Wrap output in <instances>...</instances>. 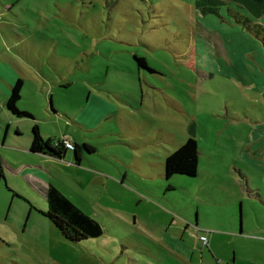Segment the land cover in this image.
<instances>
[{"label": "rangeland", "instance_id": "rangeland-1", "mask_svg": "<svg viewBox=\"0 0 264 264\" xmlns=\"http://www.w3.org/2000/svg\"><path fill=\"white\" fill-rule=\"evenodd\" d=\"M195 2L0 0V76L23 80L18 107L34 115L9 117L0 92V121L26 130L25 120H34L47 136L94 147L79 166L35 158L33 167L45 166L49 181L105 230L99 239H65L44 214L45 192L27 180L37 169L4 165L0 235L11 243L0 239V264H102L111 257L103 245L119 252L134 238L135 218L155 226L182 216L190 219L188 242L199 240L195 221L209 238L199 240L204 252L193 264H264V169L232 165L264 152V95L234 81L239 72L259 80L260 46L226 20L225 5L204 15ZM191 124L198 173L167 178L165 159L190 137ZM241 224L242 234L228 233Z\"/></svg>", "mask_w": 264, "mask_h": 264}, {"label": "crops", "instance_id": "crops-1", "mask_svg": "<svg viewBox=\"0 0 264 264\" xmlns=\"http://www.w3.org/2000/svg\"><path fill=\"white\" fill-rule=\"evenodd\" d=\"M228 7H231L235 12H238L239 16L242 15L243 17H251V14L246 9H244L243 7H240L237 4L228 3ZM206 14H209V13H205L204 15ZM227 15L231 19H233L231 20L230 18H227L226 20H228V22H230L233 25H238L242 27L243 29L242 31H246V33H249V35H252L241 23L235 20V18L232 16L230 12ZM253 20L259 25H261L262 27H264V14L259 18H253ZM213 33H215V31H213ZM252 37L257 39L258 41L257 43L260 46L261 57L263 59V63L260 65L261 67V72L259 73L260 78L259 80L247 81L246 77H244L242 73L239 72L240 74L239 77L238 78L235 77L234 81H241L246 86L255 88L264 95V40H261L260 38H257L254 35H252ZM225 55L227 56L228 54L225 53ZM210 60L211 61L213 60L212 56ZM0 78H2L3 82L6 83L4 85L2 84L0 88V92L2 96V102H1L2 108L7 113H9L10 115L9 117L20 118L12 114L6 106V102L11 94L12 88L17 81L15 82V77L6 78L5 76L2 75L0 76ZM24 109L26 111H29L30 113L32 112L30 109H27V108H24ZM236 117H239V116H236ZM30 118L34 119V115L32 114V117ZM33 121L34 120H25L26 123H24L25 124L24 128L26 130H23L21 128L18 120H6L5 121L6 126H4L5 124L2 123L3 122L2 120L0 121V127H4V128L6 127L5 128L6 132L4 136L0 135V168L2 172H4L3 171L4 165L6 166V168L12 170V172H15V170L18 168H24L23 170H26V169L36 170L37 169L38 175H31V174L27 175L26 174L27 180L28 182L31 183V185L34 188L39 189L41 191L43 190L46 194L47 187L51 185L52 183L48 179V174H47L48 170L46 169L45 166L41 167L43 171L41 170V168L33 167V166H36V165H33L35 158H41L44 160L57 158V159L64 160L70 165H75V166H79L82 159L80 162L77 163L75 152L74 150H70V149H66L65 154L62 158L40 153V152L31 151V144L33 140L32 130L35 125L39 127L40 132L44 138L59 139V138H54V137L45 135L43 133V129L41 128V126L34 123ZM254 121L256 123H260L258 120H254ZM79 125H82V124H79ZM187 129L190 133V136L195 137L197 128L193 124H191L190 126H188ZM73 142L78 143L76 141H73ZM8 150L18 153L16 155H24L25 159L28 160V163L21 162V165H20V164H17V162H13V163L10 162L6 158L5 153H4L5 151H8ZM68 151L70 153H68ZM83 156H84V153L82 154V158ZM241 158H242L241 160L242 162H240L241 164H238V163L232 164L235 168H240L238 170H241V172L244 170H247L251 166H256L257 168L260 167L264 169V152L260 153L258 152V150H252L251 158L248 154L244 155ZM10 188H13V187H11L10 185ZM46 198H47V194H46ZM141 199H144V198L141 197ZM148 200L151 201V199H148ZM150 203L153 204V202H150ZM164 211L167 216L170 215L168 210H164ZM182 218H183L182 220L177 222V221H174L175 219L174 217H172L171 220L173 221L168 222L164 225L159 223L155 226H151L149 224H141L139 223V220L135 218L134 223L132 224L133 232H131L134 238L129 239L128 242L121 244L122 251L120 250L119 252L111 251V247H109L108 245H103V248L108 252L109 255H111V257H108L110 258L108 260L102 259L103 262L101 263L102 264H125L123 261H121L122 255L128 254L132 256L131 262L133 264H193L194 255L200 249L199 247V240H201L200 236H203V235H198V233L204 229L197 228L198 221H195L194 227H196V229L194 232H196V236H199V240L197 237V239H195L194 244L190 243L185 239V236H184L185 228H183L184 222L186 223V226L188 228V226L190 225L189 223L190 219L188 221H185L184 220L185 217L182 216ZM234 222H235V218L234 219L232 218L231 223L233 224V226L235 225ZM49 223H53V222H49ZM52 225H54V223ZM53 227H56V226H53ZM179 231H181L183 234L182 233L179 234L178 233ZM243 232H244L243 224H241V226L239 227V230L233 227L231 231H228V233L230 235H233L234 237L235 235L238 236L242 234ZM104 235H105V230H104V233L97 238L99 239L100 237ZM0 239L3 242L11 243V241L6 240L1 235H0ZM208 242H209V238L207 237V242L203 241V243L205 245H208ZM200 252L203 253L204 251L200 249ZM136 254H141L143 256L141 258L139 256H136ZM216 260H217V264L218 262H221L219 264H222L221 260H219L218 258ZM234 260H237L236 256H234Z\"/></svg>", "mask_w": 264, "mask_h": 264}, {"label": "trees", "instance_id": "trees-1", "mask_svg": "<svg viewBox=\"0 0 264 264\" xmlns=\"http://www.w3.org/2000/svg\"><path fill=\"white\" fill-rule=\"evenodd\" d=\"M196 6L201 13L220 15L222 6L232 14L236 21L241 23L252 35L264 40V27L256 23L253 18H259L264 14V0H196ZM228 3L237 4L246 9L251 17L239 16ZM140 65L147 66L144 57L136 56ZM23 81L18 79L14 84L11 94L6 102L10 112L20 118L32 117L29 111L21 110L18 102L21 99ZM33 140L31 151L40 152L62 158L66 149L61 139H46L42 136L37 125L33 127ZM73 142V141H72ZM73 149L77 163L81 161L83 153H91L94 147L88 143H74ZM199 168V144L195 137H188L177 149L167 155L165 159V176L167 178L174 174L195 176ZM48 210L44 214L60 230L62 235L74 242H81L88 238H96L104 233L102 225L93 217L85 213L66 197L56 186L47 187Z\"/></svg>", "mask_w": 264, "mask_h": 264}, {"label": "built area", "instance_id": "built-area-1", "mask_svg": "<svg viewBox=\"0 0 264 264\" xmlns=\"http://www.w3.org/2000/svg\"><path fill=\"white\" fill-rule=\"evenodd\" d=\"M62 141H63V143L65 144V146L67 147V148H69V149H73L74 148V146H73V142L72 141H70L69 139H61ZM200 239L201 240H203V241H205V242H207V237L205 236V235H203V236H200Z\"/></svg>", "mask_w": 264, "mask_h": 264}, {"label": "water", "instance_id": "water-1", "mask_svg": "<svg viewBox=\"0 0 264 264\" xmlns=\"http://www.w3.org/2000/svg\"><path fill=\"white\" fill-rule=\"evenodd\" d=\"M52 104V103H51ZM52 106V105H51Z\"/></svg>", "mask_w": 264, "mask_h": 264}]
</instances>
